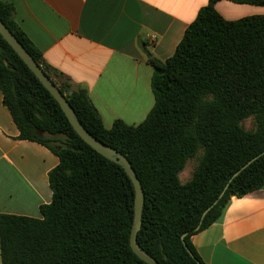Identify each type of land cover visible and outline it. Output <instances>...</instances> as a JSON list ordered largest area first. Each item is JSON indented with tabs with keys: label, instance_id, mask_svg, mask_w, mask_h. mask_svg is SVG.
<instances>
[{
	"label": "trees",
	"instance_id": "trees-1",
	"mask_svg": "<svg viewBox=\"0 0 264 264\" xmlns=\"http://www.w3.org/2000/svg\"><path fill=\"white\" fill-rule=\"evenodd\" d=\"M209 0L172 57L146 50L154 68L155 106L140 124L116 120L110 129L77 85L48 65L0 0V19L22 43L95 138L132 164L145 192L140 246L160 264H205L192 237L217 222L232 198L264 188V155L222 193L233 175L264 152V15L225 19ZM264 6V0H228ZM3 101L20 139L59 158L50 172L52 202L41 218L0 216L2 264H148L130 244L135 188L125 169L88 145L61 106L0 34ZM253 121L247 130L246 120ZM197 158L192 177L180 174ZM192 255L183 244L182 236Z\"/></svg>",
	"mask_w": 264,
	"mask_h": 264
},
{
	"label": "crops",
	"instance_id": "crops-1",
	"mask_svg": "<svg viewBox=\"0 0 264 264\" xmlns=\"http://www.w3.org/2000/svg\"><path fill=\"white\" fill-rule=\"evenodd\" d=\"M44 61L87 88L105 128L116 120L135 126L155 106L154 68L172 57L209 0H3ZM227 20L264 15V6L228 0L216 4ZM59 158L20 139L0 85V216L41 218L52 202L49 175ZM205 264H264V188L232 198L221 218L195 234ZM0 264H2L0 241Z\"/></svg>",
	"mask_w": 264,
	"mask_h": 264
},
{
	"label": "water",
	"instance_id": "water-1",
	"mask_svg": "<svg viewBox=\"0 0 264 264\" xmlns=\"http://www.w3.org/2000/svg\"><path fill=\"white\" fill-rule=\"evenodd\" d=\"M0 34L2 37L8 42V44L14 49V51L19 55V57L24 61V63L29 67V69L36 75V77L41 81L44 87L51 93V95L56 99V101L61 106L63 112L68 118L70 124L77 132V134L93 149L99 152L108 160L122 166L128 176L130 177L134 188H135V215H134V224L131 231L130 236V244L134 251V253L140 257L143 261L148 264H160L156 259L150 256L138 243V233L142 227V215L144 209L145 202V192L142 186L141 181L139 180L137 173L135 172L132 164L127 159L125 155L117 151L111 146L106 145L101 142L97 138H95L92 134H90L80 123L77 118V115L69 103L68 99L63 95L60 89L55 85V83L46 75L40 65L35 61V59L31 56V54L26 50V48L22 45V43L17 39V37L11 32V30L6 26V24L0 19ZM264 155L262 152L260 155L255 157L253 160L249 161L242 169L236 172L233 177L230 179L222 193L219 197L210 205L202 214L200 224L196 228L199 230L203 220L207 216V214L219 203V201L224 197L227 189L229 188L231 182L245 169L249 166L253 161L258 159L260 156ZM187 234L182 236V241L186 249L192 255V252L189 250L185 237Z\"/></svg>",
	"mask_w": 264,
	"mask_h": 264
},
{
	"label": "rangeland",
	"instance_id": "rangeland-1",
	"mask_svg": "<svg viewBox=\"0 0 264 264\" xmlns=\"http://www.w3.org/2000/svg\"><path fill=\"white\" fill-rule=\"evenodd\" d=\"M244 126L247 130L253 129V121L251 119L244 122ZM197 158L189 160L184 171L180 174V179L183 183L187 182L191 177L192 173L197 165Z\"/></svg>",
	"mask_w": 264,
	"mask_h": 264
}]
</instances>
